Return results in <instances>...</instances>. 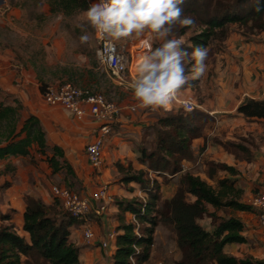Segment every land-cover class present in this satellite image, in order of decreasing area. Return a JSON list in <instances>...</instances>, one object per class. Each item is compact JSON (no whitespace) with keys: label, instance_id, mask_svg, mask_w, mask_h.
I'll list each match as a JSON object with an SVG mask.
<instances>
[{"label":"trees","instance_id":"16d2710c","mask_svg":"<svg viewBox=\"0 0 264 264\" xmlns=\"http://www.w3.org/2000/svg\"><path fill=\"white\" fill-rule=\"evenodd\" d=\"M51 14L72 16L86 11L88 0H46ZM182 15L194 19L197 32L187 37L192 45L207 47L210 40L219 37L224 40L225 28L237 25L239 33L249 35L264 30V0H183ZM259 7V11H257ZM189 28L176 25L174 36L184 35ZM193 47H191L193 49ZM42 84V83H41ZM40 85V91H42ZM21 104L4 102L0 97V160L7 157H29L33 149L44 157L52 173L64 170L74 176L62 150L48 147L44 131L34 115L21 118ZM193 111V110H192ZM236 111L246 118L264 119V99H247ZM170 114L158 118L155 130V144L150 150L140 147L137 159L147 170L161 174L182 172L173 194L160 200L159 185L150 179L147 171L133 169L117 163L119 181L135 182L146 198H122L115 200L118 210V224L115 228V249L111 264H150L152 248L155 245V228L162 226L172 237L179 257L172 264H262L248 258H236L224 253L223 247L230 243H243L244 222L233 215L225 217L209 214L211 228L202 226L200 220L207 213L206 205L214 210L230 208L251 211V205L241 200L243 189L237 185L238 170L220 162L207 161L204 174L215 186L209 184L193 171H182L183 162H195L194 150L188 139L198 138L194 132L191 114ZM205 120L212 118L203 114ZM171 127V130L165 127ZM222 146L237 159H250L247 148L240 142L226 141ZM231 148V149H230ZM49 150V151H48ZM30 161L34 162L33 157ZM216 171L229 176L215 177ZM46 205L39 198L24 196L25 209L22 216L21 233L14 229L11 216L1 213L0 221V264H83L78 257L79 249L70 240L69 227L78 219L69 216L60 207L59 201ZM125 213L131 214L136 222L125 221ZM153 264V263H152Z\"/></svg>","mask_w":264,"mask_h":264},{"label":"crops","instance_id":"0c3cea01","mask_svg":"<svg viewBox=\"0 0 264 264\" xmlns=\"http://www.w3.org/2000/svg\"><path fill=\"white\" fill-rule=\"evenodd\" d=\"M88 2L91 5L95 3V0H88ZM2 5H5L6 8L0 10L1 24L9 22L11 14L20 13L17 8L10 9L6 0H0V7ZM224 42L229 51L219 64L220 67L222 66L220 69L223 74L221 81L224 86L216 92L215 105L203 109L204 114L212 118L210 128H206L204 132L206 149L203 157L206 161L225 163L235 167L238 174L228 176L237 178V184L242 189L241 180L243 177L246 181H250V184H260L261 189L264 188V119L246 118L236 109L239 104L247 99H264V30L247 36L238 31H230ZM28 65L29 63L20 59L8 43L0 37L1 99L8 104H14V100L18 101L22 106L20 110L22 119L28 115H34L38 118L44 131L46 145L48 147L56 145L62 150L63 158L70 165L74 176L66 175L64 170L52 173L44 157H40L33 149L29 157H7L0 160V184L7 181L3 187V199L5 204L8 202L9 207L15 210L14 215L17 219L16 223L13 224L14 229L18 233L22 232V216L25 209L24 196L31 195L48 205L54 200L50 192V186L54 183L63 186L71 184L72 188L79 189L76 192L88 197L100 185H106L110 194L115 197L125 198L128 194V198L144 199L143 196H140L141 191L137 183H124L120 182L118 178H114L116 174L119 175L117 163L124 165L129 163L133 169H143L136 153L125 150L124 147L121 148V145H125V143L117 135L119 132L131 129L137 134L140 128L145 125L142 123L144 114L137 115L138 109L131 112L127 106L120 107L116 125L103 142L101 165L94 168L88 162L84 146L94 138L97 132L96 122L89 116L77 118L60 105L45 102L41 98L40 82L36 78L37 75ZM179 95L184 96L186 94L180 92ZM209 135L219 137V142L215 143V146L209 147L211 144L208 141ZM243 137H246L247 140H244ZM197 139L203 141L201 137L195 138V140ZM226 141L242 143L247 148L250 159H237L234 153L227 151L222 146V143ZM31 157H33L34 162L30 161ZM198 160L203 162L201 158ZM187 166H190V163L183 162L182 171ZM172 177L176 176L173 175ZM116 180L119 182L115 183ZM130 187L133 188V194L130 191L124 192ZM172 194L173 192L170 196ZM125 214H128L130 218L132 217L129 213ZM250 214H252L250 219H241L244 222L242 234L245 237V242L226 244L223 251L236 258H248L251 261H256V259L263 257L259 245L264 238L247 229L251 224L258 228L253 213ZM98 218L102 219V217ZM12 220L13 218L10 219V221ZM81 230V223H73L69 227L70 240L79 249V260L83 264H103L100 253H98L101 251L109 255L111 264V257L115 249V231L109 230L114 232V237L110 239L105 233L103 236L96 235V240L88 243L82 237ZM100 239L107 240L106 250L98 245ZM250 244L252 245L250 246ZM242 248H245L243 252L237 251V249Z\"/></svg>","mask_w":264,"mask_h":264},{"label":"rangeland","instance_id":"374dc122","mask_svg":"<svg viewBox=\"0 0 264 264\" xmlns=\"http://www.w3.org/2000/svg\"><path fill=\"white\" fill-rule=\"evenodd\" d=\"M10 9L17 8L20 10L19 14L13 13L9 17V22L0 23V37L3 41L7 42L12 51L16 53L20 59L29 63L35 73L36 78L39 80L42 89L46 86H57L62 83H71L80 88H87L92 92H98L105 96L107 100L115 102L119 107L123 108L130 104H137L134 99L132 90L128 86L117 85L112 78L99 67L95 58V40L93 31L90 26L87 25L84 20L83 13L80 12L72 16H62L60 14H51L49 12L48 4L46 0H6ZM6 8L5 5L0 7ZM81 23L85 24L84 32H82ZM230 31H239L237 25H228L224 32L226 36ZM85 32L90 36V40L87 44H81L79 37ZM197 32V28L188 29L184 35L175 36L177 39H182L183 44L180 46L182 49L192 52V48L189 47L190 43L186 40L188 36ZM244 36H247L244 35ZM224 40L219 37H215L210 40L208 46V56L205 61L206 72L199 80H191L182 89L181 93L191 94L195 98L196 107L193 111L188 112L191 114L192 123L195 124L194 132L199 134L200 139H188L190 147L194 150L195 161L192 166H187L184 169L193 171L194 174L205 180L212 186H215V182L209 180L205 174V164L207 161L204 159V152L206 149L205 129L210 128L211 119L205 120L203 109L211 108L215 105L217 100L216 92L223 88L222 72L220 63L223 57L228 54V48ZM131 53L132 59V71L136 77V66L139 59L148 52L149 48H155L159 46L162 41L154 39L147 34L142 38H136L135 36L116 41ZM189 62L185 65V74L189 75L192 64ZM42 83V84H41ZM236 84V82H235ZM39 85V86H40ZM42 98V97H41ZM171 104L168 106L170 107ZM137 115L144 114L143 121L145 125L140 128L136 134L134 130L119 132L117 137L120 138L125 145H121V148L125 150H131L138 156V149L140 147L150 150L155 144V130L159 126L158 118H164L170 114H186L187 112L177 108L172 111H167L164 108L152 110L151 108H140L138 106ZM136 115V116H137ZM171 130V127H165ZM244 140H247L246 137ZM242 138V139H243ZM208 141L211 143L209 147L219 142V137L209 135ZM231 149V148H230ZM198 158H201L203 162H200ZM27 161V159H26ZM143 165V170L147 171V175L150 179L156 180V184L161 187L159 190L160 200L157 202L158 208L166 198H169L170 194L177 188V181L182 172L170 174L169 172H162L157 174L156 172L147 170ZM152 174V175H150ZM176 176L172 177L171 176ZM228 176L224 171H216L215 177ZM114 178H119V175H115ZM241 180V179H240ZM119 181L116 180L115 183ZM7 181L0 184V214H8L13 220L11 222L16 223L15 210L9 207V204H5L4 186ZM56 184V183H54ZM176 184V186H174ZM243 186V194L241 200L245 203L251 204L252 197L260 189V184H250V181H246L243 177L241 180ZM162 185V186H161ZM238 185V184H237ZM69 188L71 184L67 185ZM102 186V185H100ZM99 186V187H100ZM172 187V188H171ZM74 191L79 189L72 188ZM173 189V190H172ZM133 188L125 189L124 192L130 191L134 193ZM140 196L146 198V195L141 192ZM126 194L125 198H128ZM124 197H115L111 194V201L105 204L104 211L101 215L102 219L95 217L91 212L85 216L86 221H89L93 228H95L96 235L103 236L109 230H115L118 224V210L115 200L122 199ZM7 201V200H6ZM207 213L198 222L205 228H211V218L209 214L214 213L215 216L225 217L228 215L238 216L239 219H250L251 211H236L230 208H220L214 210L210 205H206ZM15 219V220H14ZM125 221L131 220L128 214L124 216ZM84 220H76L77 224L82 223ZM5 223L4 221H0ZM252 233H256L260 236L258 228H255L252 224L249 228ZM82 231V230H81ZM155 245L152 248L151 262L160 261L161 264H172V261L179 257V252L174 246L171 235L162 226L158 225L155 228ZM259 245L261 248V255L256 261L264 262V240ZM252 244H250L251 246ZM245 248L237 249L242 251ZM100 259L103 264H110L109 257L106 253L99 252ZM150 263V264H152Z\"/></svg>","mask_w":264,"mask_h":264},{"label":"clouds","instance_id":"9594fccd","mask_svg":"<svg viewBox=\"0 0 264 264\" xmlns=\"http://www.w3.org/2000/svg\"><path fill=\"white\" fill-rule=\"evenodd\" d=\"M182 3L183 0H99L83 13L87 25L109 42L146 34L162 41L139 59L136 78L128 84L140 108L166 109L189 81L199 80L206 72L207 48L189 45L193 47L189 53L180 47L183 40L173 34L176 25L189 29L196 26L194 19L182 15ZM79 26L84 32L85 24ZM89 40L86 32L79 37L81 44ZM189 62L194 63L186 75L185 65Z\"/></svg>","mask_w":264,"mask_h":264},{"label":"built area","instance_id":"2783aa9c","mask_svg":"<svg viewBox=\"0 0 264 264\" xmlns=\"http://www.w3.org/2000/svg\"><path fill=\"white\" fill-rule=\"evenodd\" d=\"M99 0H95L98 3ZM93 31L95 40V58L101 70L106 72L112 80L120 86L128 84L136 77L132 71L131 53L128 52L118 42H109L99 37ZM42 99L49 104H58L65 110L72 113L77 118L89 116L97 124V132L94 138L85 144L84 152L89 164L97 168L102 161V146L104 139L113 131L116 125L117 115L120 107L113 101L107 100L105 96L98 92H92L87 88H80L71 83H62L57 86H46L41 91ZM129 111L135 112L137 104L127 106ZM196 107L195 98L191 94L180 96L165 110L172 111L181 109L192 111ZM50 192L53 198L59 201L60 207L74 219H83L82 237L88 243L96 240V232L85 216L92 213L95 217H101L105 204L111 201V194L106 185L98 187L92 194L84 196L67 186L52 184ZM251 208L255 215L259 234L264 238V188L259 189L251 200ZM133 222H136L133 216ZM114 237V232H107V238ZM106 250L107 240L100 239L98 244ZM107 256H109L107 254ZM153 264H161L160 261Z\"/></svg>","mask_w":264,"mask_h":264}]
</instances>
